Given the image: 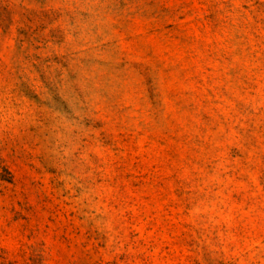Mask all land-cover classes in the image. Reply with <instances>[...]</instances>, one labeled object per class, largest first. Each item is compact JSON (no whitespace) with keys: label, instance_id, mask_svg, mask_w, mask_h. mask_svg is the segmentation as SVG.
<instances>
[{"label":"rangeland","instance_id":"1","mask_svg":"<svg viewBox=\"0 0 264 264\" xmlns=\"http://www.w3.org/2000/svg\"><path fill=\"white\" fill-rule=\"evenodd\" d=\"M0 264H264V0H0Z\"/></svg>","mask_w":264,"mask_h":264}]
</instances>
